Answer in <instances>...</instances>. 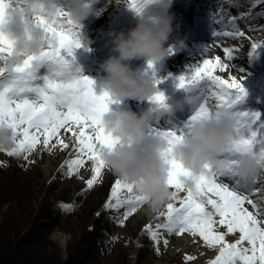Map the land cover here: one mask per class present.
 Listing matches in <instances>:
<instances>
[{"label":"snow or ice","instance_id":"1","mask_svg":"<svg viewBox=\"0 0 264 264\" xmlns=\"http://www.w3.org/2000/svg\"><path fill=\"white\" fill-rule=\"evenodd\" d=\"M26 2L16 0L17 5ZM147 2L149 0H144ZM144 3L129 0L130 8L137 14ZM15 7L0 0V22L8 10ZM60 18L64 23L58 22ZM60 18L49 22L42 16L33 17L34 22L56 40V46L49 45L42 51L46 62L40 68L33 66L36 57L29 56L11 73L0 69V126L13 131L16 146L7 151L10 156L31 151L41 137L43 146L49 150L57 146L68 149L70 145L62 138L61 131L69 134L74 138L71 146L76 150V157L67 162L69 175L87 162H93V174L86 181L87 188L92 189L105 168L98 146H112L117 142L103 129L101 118L111 104L119 101L106 90L97 95L95 81L74 67V50L85 46L81 41L82 25L74 22L67 11H62ZM224 35L236 38L243 37L244 33L225 32ZM258 47L253 43V52ZM11 50L12 41L0 32V60L9 56ZM223 51L231 60L236 49L224 48ZM148 66L153 67V62L149 61ZM228 69L229 65L220 57L203 58L188 76L181 75L178 87L197 98L195 110L182 127L152 129L169 138L168 151H171L175 142L190 135L196 120L230 113L236 121L232 145L218 154L217 163L205 166L210 174L197 178V195L181 180L191 173L179 161L171 160L168 183L175 195L166 211L160 213L164 222L154 227L147 225L146 230L157 243L162 232L198 236L206 246L218 248V255L209 264H264V114L240 109L239 105L247 96L243 85L246 75L223 78L216 74ZM156 82L162 81L157 79ZM148 100L167 107V98L161 91ZM146 199L134 191L132 184L118 179L111 188L106 207L117 211L123 208V220H127ZM60 207L67 210V206ZM237 233L234 242L226 239ZM163 242L168 243L166 239Z\"/></svg>","mask_w":264,"mask_h":264},{"label":"clouds","instance_id":"2","mask_svg":"<svg viewBox=\"0 0 264 264\" xmlns=\"http://www.w3.org/2000/svg\"><path fill=\"white\" fill-rule=\"evenodd\" d=\"M62 11H67L79 24L90 14L85 0H27L24 5L10 8L0 22V32L12 41V50L0 60V69L11 73L29 56L36 57L33 66L40 68L46 62L42 51L49 45L56 46V40L33 17L42 16L51 22L59 19ZM172 32L173 16L152 10L151 15L139 19L127 32L112 34L116 54L105 59L100 67L106 73L102 87L114 100L144 102L159 91L157 78L134 70L132 61L156 62L169 56L173 48L186 47L182 39L169 45ZM101 123L105 132L117 141L112 146H98L105 167L120 180L132 184L138 195L147 198L149 212L158 213L175 195L168 183L171 160L179 161L191 173L181 180L197 195V178L210 174L205 166L217 163L218 154L232 145L236 121L230 113L196 120L190 135L175 142L171 151H168L169 138L152 131L148 112L109 108L103 113ZM15 146L12 129L0 126V150H12Z\"/></svg>","mask_w":264,"mask_h":264},{"label":"rangeland","instance_id":"3","mask_svg":"<svg viewBox=\"0 0 264 264\" xmlns=\"http://www.w3.org/2000/svg\"><path fill=\"white\" fill-rule=\"evenodd\" d=\"M260 4L264 5V0ZM258 28L262 31L258 39L264 44V24ZM258 28L241 29L258 34ZM235 40L245 51L254 43L251 37ZM234 45L238 47L237 42ZM213 50L216 53V48ZM218 51L221 54L220 46ZM250 79L243 84L264 88V75L255 73ZM65 141L68 149L57 146L49 150L41 137L27 153L10 156V150H0V264H128L133 252L135 264H155V259L167 264H197L194 257L187 260L183 251L171 250L169 238L163 233L159 243L149 231L142 236L146 215L136 211L123 220V208L117 211L106 207L107 194L119 179L106 167L92 189L87 188L86 181L93 174V162L69 175L67 162L76 157V150L70 137ZM55 231L66 235L64 244L54 236Z\"/></svg>","mask_w":264,"mask_h":264},{"label":"bare ground","instance_id":"4","mask_svg":"<svg viewBox=\"0 0 264 264\" xmlns=\"http://www.w3.org/2000/svg\"><path fill=\"white\" fill-rule=\"evenodd\" d=\"M144 0H142V3ZM152 3H158L156 2L157 0H149ZM161 1V0H160ZM127 3H129V0H110V2L103 8V10H100L96 17L91 20L90 23H88L84 28L81 29V37H83L85 40H82V43L85 44V41H91L93 36L97 37L98 34L103 33L104 31L108 30L112 21L116 18L118 12L122 8L127 7ZM148 3V2H147ZM144 3V4H147ZM161 3V2H160ZM161 4H158L156 7V11H159L161 9ZM93 8L95 7V4L92 6ZM111 7V8H110ZM129 7V5H128ZM149 8V5L146 6V8L142 9V11L139 14H142L144 11H146ZM113 10V13L111 14ZM91 10V9H89ZM108 10L110 12H108ZM136 12V11H135ZM137 13V12H136ZM152 11L149 13L151 15ZM192 47L191 44H186V47L176 49L170 53L169 56L153 62V67L149 68L148 63L144 62V67L146 68V72L149 74H155L154 76L161 80L162 82L158 84L159 89H163L164 87L162 86L164 83L170 81L172 85H178L179 84V77L181 75H184V73L188 70L187 68L189 65L193 64L198 56ZM74 56H75V62L74 64H84L86 61L83 59L84 56H82L79 53V49L74 50ZM190 54V55H189ZM201 56V55H199ZM187 61V62H186ZM181 63V64H180ZM87 64V63H86ZM137 66L139 68L141 66ZM142 69V68H141ZM95 73L90 72L85 74V76L92 77ZM61 136L65 139L70 137L73 141L74 138H72L69 134L62 132ZM184 193H180V196H183ZM177 206H178V202ZM166 211V206L158 213H151L147 210V205L144 203L141 205L138 210L137 214L141 215L144 214L146 217H148V224L147 225H156L158 223H163L164 222V217L160 215L161 212ZM220 231H225L224 228L219 229ZM164 234H167L164 232ZM169 241H170V248L171 250L175 251V249L183 251L187 256H192L196 258V262L198 264H206L207 261L211 260L213 256L216 254L218 255V248H214L215 251H210V247L206 246L201 238L198 236H192L190 233L183 234L182 236H173L172 234H167ZM238 233L233 234L230 236H227L226 239L230 242L234 237L238 238ZM54 236L61 242L65 243L66 241V235L62 232L55 231ZM232 238V239H230ZM234 240V239H233ZM133 257L130 258L129 263L132 262L133 264ZM155 264H167V262H164L163 260H153Z\"/></svg>","mask_w":264,"mask_h":264}]
</instances>
